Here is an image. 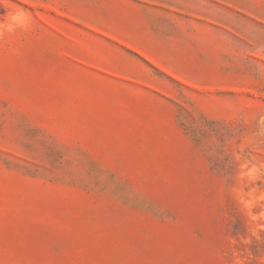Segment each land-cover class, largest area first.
<instances>
[{
	"label": "rangeland",
	"instance_id": "374dc122",
	"mask_svg": "<svg viewBox=\"0 0 264 264\" xmlns=\"http://www.w3.org/2000/svg\"><path fill=\"white\" fill-rule=\"evenodd\" d=\"M0 31V264H264V0H0Z\"/></svg>",
	"mask_w": 264,
	"mask_h": 264
},
{
	"label": "clouds",
	"instance_id": "9594fccd",
	"mask_svg": "<svg viewBox=\"0 0 264 264\" xmlns=\"http://www.w3.org/2000/svg\"><path fill=\"white\" fill-rule=\"evenodd\" d=\"M24 19H26V17H24L23 13H16V14L13 15V17H12V20L15 21V22H17V23L23 22ZM7 30H8V31H12V30H13L11 24H9V25L7 26ZM0 34H2V31H0ZM260 227H261V228H264V225H261Z\"/></svg>",
	"mask_w": 264,
	"mask_h": 264
}]
</instances>
